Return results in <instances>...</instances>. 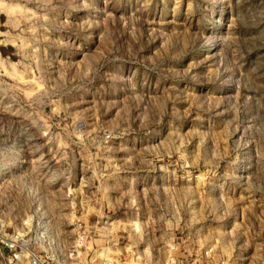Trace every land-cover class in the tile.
<instances>
[{
	"label": "rangeland",
	"instance_id": "374dc122",
	"mask_svg": "<svg viewBox=\"0 0 264 264\" xmlns=\"http://www.w3.org/2000/svg\"><path fill=\"white\" fill-rule=\"evenodd\" d=\"M11 239L264 264V0H0V264Z\"/></svg>",
	"mask_w": 264,
	"mask_h": 264
},
{
	"label": "built area",
	"instance_id": "2783aa9c",
	"mask_svg": "<svg viewBox=\"0 0 264 264\" xmlns=\"http://www.w3.org/2000/svg\"><path fill=\"white\" fill-rule=\"evenodd\" d=\"M16 237L18 235L16 234ZM0 242H3L0 240ZM5 246L8 247L12 253V261H15L16 264H65L64 258H61L60 262H57V260L54 259V257L51 254L44 253L39 254L35 251H24L22 247L19 245L16 239H11L10 242L6 241L4 242ZM25 252V253H24ZM26 254V255H25ZM104 257L98 261L97 263H92L91 261H81L77 262L76 264H122V260L120 258L121 252L118 253L119 255H115L116 253H112L109 255L108 253H103ZM204 255H200L201 258L205 257L207 258L210 256L209 251L205 250ZM164 264H213L210 262L205 263H189L188 261L184 260H178L174 257H169L166 259ZM214 264H227L225 260H218Z\"/></svg>",
	"mask_w": 264,
	"mask_h": 264
}]
</instances>
